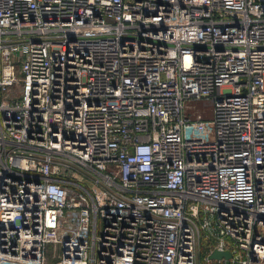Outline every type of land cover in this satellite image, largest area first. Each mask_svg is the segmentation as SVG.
<instances>
[{"label":"built area","instance_id":"obj_1","mask_svg":"<svg viewBox=\"0 0 264 264\" xmlns=\"http://www.w3.org/2000/svg\"><path fill=\"white\" fill-rule=\"evenodd\" d=\"M0 264H264V0H0Z\"/></svg>","mask_w":264,"mask_h":264},{"label":"water","instance_id":"obj_2","mask_svg":"<svg viewBox=\"0 0 264 264\" xmlns=\"http://www.w3.org/2000/svg\"><path fill=\"white\" fill-rule=\"evenodd\" d=\"M223 256H225V257H230V252L227 251V250H225V251H220V250L216 249V250H214V251L211 253V255H210L211 258H221V257H223Z\"/></svg>","mask_w":264,"mask_h":264},{"label":"rangeland","instance_id":"obj_3","mask_svg":"<svg viewBox=\"0 0 264 264\" xmlns=\"http://www.w3.org/2000/svg\"><path fill=\"white\" fill-rule=\"evenodd\" d=\"M52 250H53L52 245H49V248H48V250H47V254H48L49 257H51V255H52V253H53Z\"/></svg>","mask_w":264,"mask_h":264}]
</instances>
